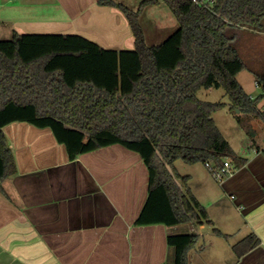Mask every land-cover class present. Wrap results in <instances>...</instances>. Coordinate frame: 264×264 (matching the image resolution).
I'll use <instances>...</instances> for the list:
<instances>
[{
	"label": "trees",
	"instance_id": "trees-1",
	"mask_svg": "<svg viewBox=\"0 0 264 264\" xmlns=\"http://www.w3.org/2000/svg\"><path fill=\"white\" fill-rule=\"evenodd\" d=\"M159 1L178 28L156 47H147L138 19L146 6ZM98 3L124 11L136 49H102L83 36L61 33L0 40V180L15 168L3 127L25 121L49 127L69 159L112 143L136 151L148 170V191L134 224L213 225L189 187V175L177 172L174 162L209 163L215 176L226 159L232 169L247 161L212 117L223 103L199 99L200 87L224 90L237 124L250 138L249 148L260 150V129L253 120L264 122V68L254 75L261 93L250 97L237 79L246 64L226 30L238 25L263 30L264 0H214L211 6L141 0L135 11L114 0ZM212 230L227 236L215 226ZM198 240V233H168L167 261L188 264V250ZM258 243L249 233L233 249L241 255Z\"/></svg>",
	"mask_w": 264,
	"mask_h": 264
},
{
	"label": "crops",
	"instance_id": "crops-1",
	"mask_svg": "<svg viewBox=\"0 0 264 264\" xmlns=\"http://www.w3.org/2000/svg\"><path fill=\"white\" fill-rule=\"evenodd\" d=\"M114 1L135 11L141 0ZM164 6H146L139 22ZM38 33L83 36L102 49H136L128 18L117 6L0 0V40ZM143 36L147 47L154 44ZM258 128L260 135L264 126ZM3 131L15 168L0 180V264H170L167 234L177 232L175 226L134 224L148 191V170L136 151L112 143L69 159L49 127L13 121ZM252 152L220 184L204 163L208 170L194 166L184 174L198 201L212 198L203 206L213 225L192 223L195 233L205 236V226L216 224L227 235L211 229L227 240H198L188 250V264H264V154ZM249 233L259 243L238 255L233 245Z\"/></svg>",
	"mask_w": 264,
	"mask_h": 264
},
{
	"label": "rangeland",
	"instance_id": "rangeland-1",
	"mask_svg": "<svg viewBox=\"0 0 264 264\" xmlns=\"http://www.w3.org/2000/svg\"><path fill=\"white\" fill-rule=\"evenodd\" d=\"M160 8H162L163 13H161ZM160 8L157 7L156 10L158 11L145 13L142 24L138 19L139 25L140 27L142 26L141 29L143 34L146 36V39L154 43L149 47H156L160 44H158V41H160L161 37L167 38L178 28V21L176 20L173 13L169 10V8L166 6ZM157 24H161L160 28H157ZM226 31L233 35V44L237 47L242 60L246 64V68L241 70L237 74V79L244 90L248 94L255 97L261 93V88L257 84H255L254 75L256 72H260L264 68V29L255 30L248 26L238 25L228 27ZM196 96L202 100L223 103L222 106L215 108L211 112L217 127L224 135V137L229 141L236 154L246 157L249 156L250 153H253L249 148L251 145L250 138L245 133V131L237 124L235 114L229 109L230 101L224 90L220 87H200L196 91ZM260 104H263V101H261ZM253 122L254 124H257V127L260 126L261 129H263L264 124L262 123V121L254 119ZM263 136L264 129L261 134L256 137L259 145L262 142ZM174 166L176 171L182 175L188 174L190 168L194 166H199L202 169L208 170L203 166V163L201 162L191 165L183 162L180 159L176 160ZM210 174L211 176H213L212 173ZM214 179L217 184H220V182L216 178ZM198 197V199L200 200L199 202L202 205L205 198L208 199L209 202L212 201L211 196L208 195ZM173 226L175 227L172 228L177 232H196L195 228L190 223H183ZM214 226L216 227V224H214ZM211 229V225H206L204 228V232H206V235L203 236L200 234L201 236L199 240H227L224 237H215L213 233H210ZM170 264L172 263L170 262Z\"/></svg>",
	"mask_w": 264,
	"mask_h": 264
},
{
	"label": "built area",
	"instance_id": "built-area-1",
	"mask_svg": "<svg viewBox=\"0 0 264 264\" xmlns=\"http://www.w3.org/2000/svg\"><path fill=\"white\" fill-rule=\"evenodd\" d=\"M194 2L198 3L199 5H204V6H211L214 3V0H193ZM256 84V82H255ZM260 150H254L256 152H262L264 150V136L262 137V142L260 144ZM206 166H208L209 168H211V165L209 163H205ZM232 164L229 160H224L223 162V166L220 167L219 169L216 170L215 172V178L217 180H222L225 176L229 175L233 169H232ZM231 197L233 198V196L231 195Z\"/></svg>",
	"mask_w": 264,
	"mask_h": 264
},
{
	"label": "water",
	"instance_id": "water-1",
	"mask_svg": "<svg viewBox=\"0 0 264 264\" xmlns=\"http://www.w3.org/2000/svg\"><path fill=\"white\" fill-rule=\"evenodd\" d=\"M235 112H238V110L237 109H235ZM70 199V198H69Z\"/></svg>",
	"mask_w": 264,
	"mask_h": 264
}]
</instances>
